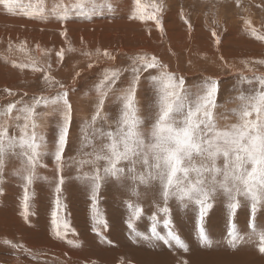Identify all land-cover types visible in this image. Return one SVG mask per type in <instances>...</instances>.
Wrapping results in <instances>:
<instances>
[{"label": "rangeland", "instance_id": "374dc122", "mask_svg": "<svg viewBox=\"0 0 264 264\" xmlns=\"http://www.w3.org/2000/svg\"><path fill=\"white\" fill-rule=\"evenodd\" d=\"M68 2L69 0H64V3ZM112 2L116 9L114 14L98 16L91 21L75 20L67 23H60L51 17L46 21H41L38 18L30 19L23 15L21 9H27L30 4L36 5V0H19L20 7L16 8L15 14H9L3 5H0V112L9 103H16L19 108L21 105L18 102L31 104L34 97L51 98L62 90L69 91V100L73 110L69 142L64 153L62 172L64 184L60 194L63 206L60 219L68 222L70 231L63 240L56 239L53 235L51 214L55 209L54 188L58 174L55 171L52 156L43 157V162L47 167L37 169L40 176L48 177V181L38 179L29 189L30 216L27 221L21 214L23 184L18 177L12 175L15 168L19 167V161L10 156L6 161L3 183H0V264H38L50 259H57L58 264H96V262L97 264H117L116 259L120 258H123L126 264H184V261H187V264H251L250 256L257 251L258 243H242L237 239L235 241L237 246L235 245V248L231 246L232 240L227 235L229 221L224 204L220 202L216 203L205 220V231L210 227L207 236L211 243L210 247L199 240L195 230L197 214L193 208L191 206L187 209L180 208L175 201L170 203L172 227L182 241L188 244L190 250L187 252L178 249L174 241L168 242V230L163 227L162 215L158 217L159 223L153 221V215L156 214L157 209L151 194L142 195L137 200L130 196L125 188L112 181L105 183L101 188L97 205L101 218L106 221L107 226L94 225L90 191L83 182L75 179L78 172L77 163L73 157L77 160L91 159L85 153L92 152L93 148L86 146L81 149L80 129L82 124L88 121L86 116H90V120L94 113L96 95L92 89L101 78L102 71L129 68L131 58L140 54L155 56L162 64L168 66L169 71L178 77L182 76L188 87H192L206 77L217 80L219 84L217 104L220 107L216 109V113L219 117H228L227 120L219 119L218 123L221 126L235 123L236 118L232 115L231 109L238 106L235 97L239 95L236 90L239 78L244 76L254 81L252 86L247 83L240 86L247 93L250 87H258L255 78L264 76V64L256 63L264 61V40H258L250 35V29H247L245 25V19L250 20L251 27L256 29L257 35L264 36V0H239V6H237V0H163L164 8L159 14L163 32L152 20L141 22L129 19L133 10V0H112ZM142 2L148 5L146 10L151 14L154 10L150 5L153 2L160 3V0H142ZM52 4L53 0H44L46 14ZM65 30L67 35H61ZM213 32L216 33L215 37ZM217 38L220 40L219 44L216 43ZM21 44L25 46L24 51L19 50L18 46ZM69 48L73 51H69ZM61 50L64 53L63 60L57 56ZM97 50H99V55ZM104 52L109 53L112 58L105 57ZM33 62L43 68L44 73H33L30 67L24 69L13 67V63L31 65ZM89 64H92L91 68L88 67ZM45 73L58 83L47 85L43 79ZM130 77V72H124L116 88H124ZM60 84L64 85L63 89L59 87ZM85 93L88 95L86 96ZM117 95H119L118 91L109 94L104 107V113L109 114L108 121L106 123L100 121L96 127L103 126L106 130L114 129L113 120L116 117L118 105L113 101ZM151 96L147 81L142 78L137 92L142 117L148 115ZM88 99L90 101L87 102ZM37 112L44 113V115L37 117L38 128L41 129L37 128L38 131H36L38 133H42L41 130L45 131L43 133L48 142V151L52 152L58 117L51 113V108H45L42 105L37 108ZM82 113L88 115L82 117ZM16 114V109H14L12 115ZM40 119L42 120L39 121ZM0 123L5 124L10 135L18 136V129L14 127L17 122L14 119L0 117ZM93 143L99 147L100 141L93 139ZM102 165L103 162H101ZM83 168V172L92 170L91 165H84ZM6 183H11L9 190L2 186ZM141 192H144L143 188ZM129 200L133 204H139L143 209L141 218L134 222V231L129 229L127 223L130 213L126 208V202ZM79 208L82 210L77 211ZM85 210L89 214V216L86 215L87 218H83ZM246 214L241 210L235 220L239 236H246L250 231V221ZM154 223L159 235L164 239L151 238ZM111 224L115 227L110 229ZM255 224L258 225L257 231L264 228V209L258 213ZM11 226L13 229L9 230L10 234L6 233L8 236L11 235L12 238H9L4 233ZM94 227L96 231H93ZM97 232L100 235H97ZM108 236L111 242L109 246L106 241ZM5 240L13 244L30 241L31 247L28 248L25 244L24 247L34 254L33 258L26 255L23 249H13L6 245ZM76 244L79 247L73 246ZM143 245L152 246L156 250V254L144 253L142 256L144 261L140 259L141 252L137 250L144 249ZM230 247L234 249V253L229 252L234 256L233 261H228L229 258L226 257L228 252L223 251L230 250ZM241 247L247 248L248 253L241 252L239 250ZM44 248L53 249V251L46 252ZM112 248L117 249L115 250L117 252H114ZM206 250H213V253L206 255L203 253ZM240 255H246L248 259Z\"/></svg>", "mask_w": 264, "mask_h": 264}, {"label": "snow or ice", "instance_id": "6c2138e0", "mask_svg": "<svg viewBox=\"0 0 264 264\" xmlns=\"http://www.w3.org/2000/svg\"><path fill=\"white\" fill-rule=\"evenodd\" d=\"M0 5L9 14H15L16 8L20 7L19 0H0ZM147 7L142 0H133L129 19L141 22L152 20L163 32L159 16L164 8L163 0L150 5L154 10L151 14L147 12ZM115 10L112 0H69L68 3L53 0L47 14L44 0H36V5L30 4L27 9H21L22 14L30 19L46 21L51 17L60 23L91 21L98 16L114 14ZM245 25L250 29V35L264 40V36L257 35L256 29L251 27L250 20L245 19ZM212 34L216 36L215 32ZM61 35L66 36V30ZM216 43H220L219 38ZM18 47L20 51H24L23 44ZM68 50L73 51L71 48ZM97 54L99 55V50ZM63 55V50L57 53L61 60ZM103 55L112 58L107 52ZM256 63L264 64V61ZM13 67H30L33 73H44V69L35 62L31 65L13 63ZM48 67L50 69L51 65ZM88 67L91 68L92 64ZM124 72H130L131 77L124 88L117 89V82ZM142 78L147 81L152 93L148 115L145 117L140 115L137 100ZM43 79L49 86L58 83L46 73ZM244 83L252 86L254 81L241 76L237 82L236 90L239 95L235 100L238 101V106L231 109L236 122L221 126L218 120H227L228 117H218L216 113V109L220 107L217 104V80L206 77L188 87L182 76H176L168 70L167 65L147 54L132 57L129 68L103 70L101 78L92 89L96 95L94 113L80 129L81 149L91 146L93 151L85 153L91 159L77 160L73 157L78 172L75 179L83 182L90 191L93 224L107 226L97 205L101 188L112 181L125 188L137 200L142 195L151 194L157 209L153 221L159 223L158 217L162 215L163 227L168 230V242L174 241L185 252L189 251L188 245L172 227V201L180 208H193L197 214L195 230L199 240L209 247L211 243L205 231V220L216 203H223L229 221L227 235L232 240L231 246H235L237 239L242 243L258 242V250L264 254V230L257 231L255 224L258 213L264 209V76L256 77L258 87H250L247 93L240 87ZM59 87L63 89L64 85L60 84ZM114 91L119 92L113 101L118 105L113 120L115 127L108 130L103 126L96 127L98 122L108 121L109 114L104 113V107L109 94ZM18 103L21 105L19 108L16 103H9L0 112V117L17 122L14 127L19 133L18 136L10 135L5 124L0 123V183H3L7 159L14 157L19 161V167L15 168L12 175L18 177L23 184L21 214L27 221L30 216L29 189L38 179L48 181V177L40 176L37 169L47 167L43 157L51 155L58 174L54 188L55 209L52 212L53 235L56 239L63 240L70 231L68 222L60 219L63 209L60 194L64 184V153L69 142L73 111L69 91H59L51 98L34 97L31 104L22 101ZM41 105L51 108L52 114L58 117L52 152L48 151L45 134L36 131L39 127L37 117L44 115L37 112ZM14 109L17 112L15 116L12 115ZM93 139L100 141L99 147H96ZM84 165H91L92 170L83 172ZM141 188L144 189L143 193ZM126 208L130 213L128 227L134 231V222L141 218L143 209L130 201L126 202ZM241 210L247 213L250 220V231L246 236L237 235L235 225ZM155 223L151 229V238L162 240L164 237L159 235ZM93 231H96L95 227ZM97 235L100 233L97 232ZM4 243L13 249H23L30 258L34 256L22 244H13L7 240ZM73 246L79 247L78 244Z\"/></svg>", "mask_w": 264, "mask_h": 264}, {"label": "bare ground", "instance_id": "6f19581e", "mask_svg": "<svg viewBox=\"0 0 264 264\" xmlns=\"http://www.w3.org/2000/svg\"><path fill=\"white\" fill-rule=\"evenodd\" d=\"M16 54V53H15ZM38 55V54H37ZM21 56V55H20ZM41 57V56H40ZM38 58H39V56H38ZM88 101H90L89 99L87 100V102ZM90 104V103H89ZM88 104V105H89ZM87 105V104H86ZM85 112V111H84ZM223 112V111H222ZM52 113V112H51ZM85 114V113H84ZM83 113H82V117H85L86 115H88V114H86V115H84ZM90 117V116H89ZM89 117H87L86 116V118H88L87 120H89ZM219 117V116H218ZM45 117H43V119H44ZM47 118H49V117H47ZM42 119H40L39 121H41ZM47 120V119H46ZM224 120V119H223ZM222 120V121H223ZM48 121V120H47ZM7 122V121H6ZM5 123V122H4ZM46 123H48V122H46ZM8 124V123H7ZM39 124V123H38ZM48 125V124H47ZM43 127H44V125H42ZM38 129H41V128H38ZM38 129H36L37 131H38ZM44 129H46V128H44ZM42 131V133L44 132L45 133V131H43V130H41ZM40 132V131H39ZM47 133V132H46ZM48 169V168H47ZM84 169V168H83ZM82 169V170H83ZM76 187V186H75ZM74 189V188H73ZM76 190V189H75ZM81 192V191H80ZM82 195V194H81ZM76 197V196H75ZM112 197V196H111ZM118 197V196H117ZM62 200H63V198H62ZM111 200H112V198H111ZM121 200V199H120ZM114 201V200H113ZM130 201V200H129ZM115 202H116V200H115ZM117 202H118V200H117ZM119 202H121V201H119ZM123 202V201H122ZM107 204V203H106ZM111 204V203H110ZM119 204V203H118ZM118 204H115L116 206L118 205ZM123 204V203H122ZM109 205V204H108ZM114 205V206H115ZM125 205V204H124ZM110 206V205H109ZM108 206V207H109ZM121 206V205H120ZM118 208V207H117ZM116 208V209H117ZM45 209H47V208H45ZM109 209V208H108ZM112 210L114 209V208H111ZM120 209V208H119ZM124 209V208H123ZM43 210V209H42ZM81 211L82 209H78L77 211ZM84 210V209H83ZM112 210H111V212H112ZM49 211H51V209H49ZM86 211V210H85ZM115 211V210H114ZM120 211H121V209H120ZM125 211V210H124ZM46 212V211H45ZM108 212V211H107ZM117 213H119L118 211H116ZM115 212V213H116ZM41 214H42V211L40 212ZM39 213V214H40ZM44 213V212H43ZM47 213V212H46ZM122 213H123V211H122ZM48 214V213H47ZM77 214V213H76ZM119 214H121V212L119 213ZM242 214V213H241ZM52 215V214H51ZM81 215V214H80ZM87 215L89 216V214H88V212H87ZM110 215V214H109ZM108 215V216H109ZM117 215V214H116ZM247 215V214H246ZM42 216V215H41ZM47 216V215H46ZM82 216V215H81ZM106 216V215H105ZM245 216V215H244ZM43 217V216H42ZM86 217V215L84 214V217L83 218H85ZM117 217H119V216H117ZM241 217V216H240ZM48 218V217H47ZM75 218H76V216H75ZM77 218H79V217H77ZM83 218H81L83 221L85 220V219H83ZM87 218V217H86ZM44 219H45V217H44ZM106 219V218H105ZM110 219V218H109ZM115 219V218H114ZM123 219V218H122ZM40 220H41V218H40ZM43 220V219H42ZM78 220V219H77ZM108 220V219H107ZM121 220V219H120ZM123 220H125V219H123ZM243 220V219H242ZM78 221H80V220H78ZM82 221V222H83ZM113 221V220H112ZM115 221H117V220H115ZM250 221V220H249ZM42 222H44V221H42ZM81 222V221H80ZM86 222H87V220H86ZM109 222H110V220H109ZM118 222V221H117ZM120 222H122V221H120ZM125 222V221H124ZM78 223V222H77ZM84 223V222H83ZM113 223V222H112ZM45 224V223H44ZM82 224V223H81ZM114 224V223H113ZM126 224V223H125ZM124 224V225H125ZM137 224V223H136ZM249 224H250V222H249ZM43 225V224H42ZM80 225V224H79ZM116 225H118V224H116ZM247 225V224H246ZM9 226V225H8ZM222 226V225H221ZM4 227L6 228V226H5V224H4ZM84 227H85V225H84ZM113 227H115V226H113ZM112 227V224H111V227H110V229L111 228H113ZM8 228H10V227H8ZM80 228V227H79ZM228 228H229V224H228ZM257 228H258V225H256V230H257ZM11 229V228H10ZM44 229V228H43ZM101 229V228H100ZM118 229V227L116 228V230ZM120 229V228H119ZM208 230L206 231V233H207V236L209 235V232H210V227H208L207 228ZM3 230V229H2ZM103 230V229H102ZM113 231L115 230V229H112ZM111 230V231H112ZM262 230H264V228L262 227L261 229H259V231H262ZM44 231V230H43ZM46 231V230H45ZM44 231V232H45ZM80 231V230H79ZM126 231V230H125ZM133 231V230H132ZM141 231H143V229L141 228ZM163 231V230H162ZM87 232V231H86ZM102 232H104V231H102ZM110 232V231H109ZM80 234H81V232H79ZM89 233V232H88ZM113 233V232H112ZM123 233V232H122ZM164 233V232H163ZM166 233V232H165ZM40 234H42V233H40ZM115 234V233H114ZM133 234V233H132ZM137 234V233H136ZM79 235V234H78ZM84 235V234H83ZM112 234H110V236H111ZM139 235V234H138ZM85 236H86V233H85ZM88 236H89V234H88ZM92 236V235H91ZM163 236V235H162ZM84 237V236H83ZM109 237V236H108ZM79 238V237H78ZM85 238V237H84ZM92 238V237H91ZM86 239V238H85ZM134 239V238H133ZM77 240V239H76ZM84 240V239H83ZM92 240H93V238H92ZM102 240H103V238H102ZM106 240V239H105ZM81 241V240H80ZM85 241V240H84ZM83 241V242H84ZM95 241V240H94ZM107 241V240H106ZM109 241H110V237H109ZM164 241V240H163ZM79 242V241H78ZM92 242V241H91ZM98 243H101V242H99V241H97ZM120 242V241H119ZM33 243V242H32ZM104 243V242H103ZM109 243V242H108ZM107 243V244H108ZM111 243V242H110ZM258 243V242H257ZM91 244V243H90ZM119 244V243H118ZM121 244V243H120ZM94 245V244H93ZM97 245V244H96ZM104 245V244H103ZM112 245V244H111ZM117 245V244H116ZM188 245V244H187ZM236 246H237V244H235ZM100 246V245H99ZM98 246V247H99ZM109 246V245H108ZM115 246V245H114ZM129 246V245H128ZM162 246V245H161ZM225 246V245H224ZM30 247H31V245H30ZM40 247V246H39ZM47 247V246H46ZM45 247V248H46ZM103 247V246H102ZM126 247V246H125ZM132 247V246H131ZM144 249H141V250H139V249H137L139 252H141V253H151V255H152V252L154 253V254H156L155 252H156V250H154V248L152 247V246H147V245H143L142 246ZM227 247V246H226ZM242 247H243V245H242ZM241 247V249H239L241 252H247V248H242ZM35 248V247H34ZM110 248V247H109ZM119 248H121V247H119ZM118 248V249H119ZM129 248V247H128ZM136 248V247H135ZM221 248V247H220ZM223 248H225V247H223ZM235 248V247H234ZM237 248V247H236ZM113 249V248H112ZM130 249V248H129ZM173 249V248H172ZM178 249H180V248H178ZM211 249V248H210ZM230 250H223L225 253L226 252H228L227 254H226V257L227 258H229V260L228 261H233L234 260V256H233V254H230L229 252H231V253H234V249L233 248H229ZM41 250V249H40ZM85 250H87V249H85ZM84 250V251H85ZM90 250V249H89ZM95 250V249H94ZM115 250H117V249H115ZM114 249H113V251L114 252H117V251H115ZM190 250V249H189ZM220 250V249H219ZM45 251V250H44ZM48 251H50V250H48ZM58 251V250H57ZM60 251V250H59ZM78 251V250H77ZM82 251V250H81ZM110 251V250H109ZM120 252L122 251V250H119ZM125 251V250H124ZM135 251V250H134ZM162 251V250H161ZM169 251V250H168ZM213 250H206V251H204L203 253L204 254H206V255H209V254H211V253H213L212 252ZM127 252V251H126ZM157 252H158V250H157ZM194 252V251H193ZM215 252V251H214ZM257 252V253H256ZM55 253H57V252H55ZM105 253V252H104ZM108 253V252H107ZM111 253V252H110ZM109 253V254H110ZM113 253V252H112ZM111 253V254H112ZM136 253V252H135ZM170 253V252H169ZM189 253V252H188ZM191 253V252H190ZM248 253V252H247ZM119 254V253H118ZM187 254V253H186ZM193 254V253H192ZM195 254H198V253H195ZM242 254V253H241ZM250 254V253H249ZM252 254V253H251ZM115 255V254H114ZM120 255V254H119ZM123 255H125V253L123 254ZM110 256V255H109ZM112 256V255H111ZM110 256V257H111ZM197 256V255H196ZM240 256H242V255H240ZM244 257H245V259H248L247 258V256L246 255H243ZM242 256V257H243ZM116 257V256H115ZM122 257V256H121ZM126 257V256H125ZM140 257V256H139ZM112 259V258H111ZM140 259H142V261H144V258H142V256L140 257ZM51 260V259H50ZM57 260V259H56ZM183 260H185V259H183ZM44 261V260H43ZM53 261H55V260H53ZM119 261V260H118ZM141 261V260H140ZM58 262H59V260H58ZM121 262V261H120ZM250 262H251V264H260V263H262V264H264V254L262 255V254H260V252H259V250L257 249V251H254V255H251L250 256ZM22 263V262H21ZM46 263V262H45ZM107 263V262H106ZM41 264V263H40ZM58 264V263H57ZM62 264V263H61ZM65 264V263H64ZM70 264V263H69ZM96 264H97V262H96ZM116 264V263H115ZM122 264V263H121Z\"/></svg>", "mask_w": 264, "mask_h": 264}, {"label": "crops", "instance_id": "0c3cea01", "mask_svg": "<svg viewBox=\"0 0 264 264\" xmlns=\"http://www.w3.org/2000/svg\"><path fill=\"white\" fill-rule=\"evenodd\" d=\"M5 189H7V190H9V188L11 187V183H6V184H3L2 185ZM12 201V200H11ZM85 215H87V211L84 213ZM11 228V229H10ZM10 228H7L6 230L7 231H5V233L4 234H6V233H8V234H10V232H9V230L11 231L12 229H13V227L11 226ZM7 235V234H6ZM8 236V235H7ZM9 238L11 237V235H9L8 236ZM12 238V237H11ZM107 241L109 242L108 243V245H110V241H109V237H107ZM23 246H24V244L25 245H27L28 246V248L30 247V241L29 242H26L25 243V241H22V243H21ZM34 250V249H33ZM44 250L47 252L48 250H46L45 248H44ZM53 251V249L52 250H50V252H52ZM144 255V253H141V256H143ZM119 260V261H118ZM47 261V260H46ZM121 261V262H120ZM29 262V261H28ZM42 262H43V260H42ZM116 262H118L117 264H126V263H124L125 261H123V258L121 259H116ZM34 263H36V262H34ZM38 264H40V263H38ZM41 264H57L56 263V260L55 261H53V260H48L46 263H41Z\"/></svg>", "mask_w": 264, "mask_h": 264}]
</instances>
